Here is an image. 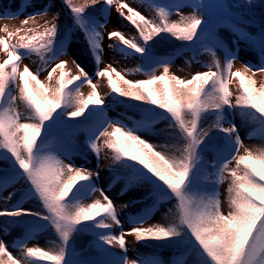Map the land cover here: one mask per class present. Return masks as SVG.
Segmentation results:
<instances>
[{
	"label": "snow or ice",
	"instance_id": "1",
	"mask_svg": "<svg viewBox=\"0 0 264 264\" xmlns=\"http://www.w3.org/2000/svg\"><path fill=\"white\" fill-rule=\"evenodd\" d=\"M147 2L149 6L158 8L159 23L147 19L121 0H84L82 4L64 0L74 24L84 32L96 65L95 77H107L112 93L142 101L150 106L144 111L154 113L159 119H168L169 127L180 141L175 148L178 155L157 151L156 146L147 142L134 129L120 121L104 118V100L98 95L93 76L75 60L72 62L79 74L72 76L65 71L68 61L60 57L67 55V52L64 40L59 39L58 42V14L45 22L43 31L27 28L23 30L24 35H20L22 29L9 31L6 25L0 28V31L7 34L6 37H0V50L7 55V59L0 63V159L7 161L10 171L15 173L6 183L0 184V190L22 179L28 182L30 193L42 202L47 213L41 214L12 205L0 210V217L11 218L5 220L6 227L20 223L18 218L22 216L35 217L44 221L46 226L50 225L60 240L55 248L49 250L26 247L25 241L21 240L16 245L21 253L19 259L0 240V264H37L44 260L51 264H68L70 238L82 230V226L96 232L94 244L100 256L84 260L81 264H139L128 260L125 236H134L137 242L186 241L198 257L196 264H264V147H246L236 125L229 123L228 127H224L222 116L227 108L238 110L254 120L261 118V122H264V83L257 87L256 81L252 79L257 73H264V29L260 31L258 39H251L243 29L232 24L236 37L232 43L236 51L227 50L224 63L221 64L213 51V48L223 46L216 34L215 22L219 17H225L226 22L231 23L229 6L222 0L208 3L204 0H179L167 11L165 7L153 5L152 0ZM184 3H190L196 11L189 17L181 18L183 26L169 23L171 10L178 12ZM245 3L251 6L252 0H245ZM98 4L103 7L96 9ZM113 5L119 17L131 24L139 37L129 39L120 31H112L108 33V39L118 38L119 45L110 44L109 47L126 57L139 54L143 67L136 71L143 70L147 79L132 82L125 79L126 73L118 72L112 65L104 69L99 67L103 53L102 30L107 21L96 20L86 9L92 7L95 11L108 13ZM205 11L210 12L208 22L200 14ZM45 15L46 10L34 12L22 24L28 25L30 20L35 22L37 16ZM4 18L14 19L16 13L0 17ZM162 33L170 34L180 41H195L197 44L206 41L210 44L211 47H206V51L212 55L213 62L206 66L208 70L198 72L188 80L170 75V58L156 57L151 50L150 42ZM13 38H16V43H11ZM239 41L248 42L250 48L258 50L260 62L255 65L243 63L242 70L232 71L234 61L239 58ZM32 54L39 57L41 68L34 74L25 65L23 71H20L19 63ZM57 60L59 63L51 67L47 76L52 81L53 74L57 69L60 70V78L56 81L58 87L52 89L41 83L38 76ZM9 68L10 71L7 70ZM160 68L163 72L157 76L155 73ZM113 74L117 81L128 86L127 90L117 86V82L112 79ZM234 79L239 81V94L235 97V103L232 102L233 93L229 88ZM17 81L19 97L13 94L12 88ZM161 82L162 88L152 87ZM85 84L92 89L87 98L80 92ZM46 93H50V99ZM17 99L23 103L25 113L17 111ZM58 109H61L60 113L53 120ZM209 115L215 117L210 128L214 126L224 133L226 142V147L217 150L216 158L211 163L202 161L198 151L208 135V131L201 128V122ZM81 116L83 120L68 122ZM22 118L30 122L21 123ZM57 126L68 130L69 137L83 129L87 134L88 149L96 155L97 166L101 154L98 141L104 138L103 147L111 152V160L117 166H110V171L134 170L152 185L155 197H174V222L166 226L144 228L142 225L149 214L146 211L138 218H131L130 223L134 226L125 232L113 200L104 188L93 183V176L99 179V171L66 164L61 156L70 159V154L64 147L56 151V154L47 149L48 137ZM109 128L114 130L109 132ZM117 134L119 138L113 139ZM40 137L43 139L38 141ZM241 149L244 150L243 155L240 154ZM233 164L234 167L231 166ZM209 168L212 171H208ZM201 172L203 179L216 187L229 180L227 214L221 209L218 191L211 196L188 191L190 177L195 178ZM95 192H99L103 200L96 199L85 205L83 201ZM13 195L9 193L7 200L10 201ZM113 226L120 229L118 235L113 233ZM117 246L124 255L117 256L110 250ZM149 264L160 262L153 260Z\"/></svg>",
	"mask_w": 264,
	"mask_h": 264
},
{
	"label": "rangeland",
	"instance_id": "2",
	"mask_svg": "<svg viewBox=\"0 0 264 264\" xmlns=\"http://www.w3.org/2000/svg\"><path fill=\"white\" fill-rule=\"evenodd\" d=\"M217 1V0H214ZM84 0H74V3L82 4ZM123 3L129 4V6L133 7L141 14L146 16L147 19L153 20L156 23L160 22L159 18V10L155 6H149L147 0H121ZM179 1H175L177 3ZM206 2H212V0H206ZM229 5L232 9L235 8L237 11H247L249 16L251 14H256L257 18L262 17L261 12L264 10V0H259L258 4L255 7H249V5H237L235 4V0H222ZM173 3V4H175ZM153 5H158L156 3H152ZM171 4V5H173ZM170 5V6H171ZM100 4L96 5V9H99ZM160 6V5H159ZM169 7H165L166 11L170 9ZM162 7V6H161ZM92 7L87 8V10H93ZM47 11V15L45 16H37L35 22L29 21L28 25H23L22 21L33 14L34 12L40 11ZM64 4L61 0H0V17L10 15L11 13H16V18L9 19L4 18L0 19V28H3L5 25L8 27L9 31H16L17 29H22L20 35H24V31L27 28H38L39 31H43V25L46 21H50L54 15L58 14V20L56 21L60 28V36L62 35L63 30L70 24L69 20L65 16ZM196 10L193 9L190 3H184L183 6L179 8V11L171 10V14L168 16L169 23H182V17H189L191 16ZM98 12V11H97ZM204 16V19H209V11H205L204 13H200ZM100 22L107 21L105 28L102 30L104 33V39L102 40V62L99 65L100 69L106 68L108 65H112L118 72L126 73L125 79L136 82L140 80L147 79V75L143 70L136 71L137 68L143 67V62L139 57V54H133L129 56L122 55L119 51H116L114 48L109 47L110 44L112 45H119L118 38H113L112 40L108 39V33L112 31H120L122 32L126 38L131 39L132 37H139V33L136 29L129 24L127 21L122 20L118 13L116 12V6L113 5L110 9V14L107 19L100 18L97 19ZM263 23V20L260 23ZM232 24H235L236 27L243 29L246 33L249 34L251 39H256L258 37V29L256 25H249V24H236V22L231 19V23L227 25L226 23H220L217 28V32L219 35L223 37L221 40L223 42V46L213 48V51L216 54V57L220 60L221 64L224 63L225 60V52L227 50L236 51L235 46L233 45L232 41L236 38L235 34L232 30ZM79 34L73 33L72 36L69 38L68 42L66 43V52L67 55L60 57L62 60H67L68 63L65 67V71L69 72L70 75L75 76L78 75V71L76 69L75 64L72 62L73 60L76 63H79L81 67L85 69L86 72L90 76H93V83L97 87L98 95L104 100V104L106 105V109L104 111L105 118L108 121H120L123 125L127 126L130 129H134L138 135L144 138L150 144L156 146L157 151H165L168 155H172L175 153L176 144L172 143V134L171 129L166 128L163 124H160L158 127H151V126H138V121L133 113H130L128 110L123 111L120 107H107L109 106L110 99L106 96L108 94V86L107 77L104 78H96V65L95 61L91 56V52L87 46L86 38L83 31H79ZM28 35H31L29 33ZM7 34L3 31H0V37H6ZM163 36V38H161ZM156 38L155 40L151 41V50L156 49L157 45H161V49L163 52L156 51V57L162 58H170L171 65L169 68V74L175 75L180 79L188 80L191 79L193 75L198 72L207 71V65L213 62L212 55L210 52L206 51V47H211L206 41L199 44L196 50L188 48L189 50H184L182 53H174L175 51H167L172 49L173 47L171 44L167 42L164 38V34ZM156 37V36H155ZM154 37V38H155ZM227 40V43H225ZM16 38L11 40V43H16ZM187 42V41H186ZM167 51V52H164ZM258 50H253L249 47L248 42L239 41V50H238V59L234 61L232 71L242 70L243 63H251V64H258L260 62V58L257 56ZM173 53V54H169ZM0 59L1 61L7 59V55L0 50ZM55 63H59V60L55 61L53 64L47 67V70L41 71L39 73V80L42 81L46 85L51 84L55 81L57 76L60 74V70L57 69V72L53 74V80L49 81L47 79L48 71H51V67L55 66ZM25 65L29 67V69L35 74L38 68H41V61L39 57L35 54L25 57L19 63V70L23 71ZM163 72V69L160 68L156 71V75L159 76ZM115 74H113L114 76ZM251 75V74H249ZM112 76V77H113ZM256 81L257 87L260 86L261 83H264V73H257L255 76L252 77ZM230 91L234 95L239 93V81L238 79H234L231 84L229 85ZM19 90H17L15 95L19 97ZM92 89L88 85H84L80 88L81 94L87 95L91 93ZM15 107L18 112L25 113V108L23 103L17 99ZM27 122L25 119H21V122ZM226 127L229 126V123L236 125L237 129L239 130L240 137L244 143V145L251 149H257L260 147H264V141L262 136H259V132H254L252 128L241 121L238 118H232L229 116L226 117ZM114 129L109 128L108 131L112 132ZM174 131V130H172ZM175 132V131H174ZM215 137V136H214ZM82 141H86V143L82 142V146H87V134H84V139L81 138ZM212 138H209L205 141L206 146L208 148L205 149L203 156L209 157L211 160H215L217 155V150L213 149L209 142ZM99 145L101 146V154H100V162L97 166V160L95 153L91 152V154L81 155L78 152H75L74 148H71L69 144L63 141L61 138H56L50 142L47 149L51 150L52 154H56L61 147H64L68 150L70 154V159L64 156H61V159H64V162L75 164L76 167H84L87 169H91L93 172L99 171L100 176L99 179H96L93 176V183L100 188H104L108 195L114 202V205L117 209L119 214V218L124 225V231H130L131 228L134 226L130 223L131 218H138L140 215L137 214L138 210L141 207V203L145 202L147 194L142 188L141 184L133 183L132 185H125L121 181L116 182L112 177H109L107 173L108 168L111 165L109 162V155L111 152L103 147L104 138H101L98 141ZM163 146V147H161ZM89 150V149H88ZM176 154V153H175ZM240 154H244V150H240ZM177 155V154H176ZM3 162V161H2ZM7 161H5L6 163ZM7 167L10 166L6 164ZM234 167L235 165H231ZM7 167H2L1 171H9ZM9 178H2L0 177V184L6 183L15 173H11ZM139 184V185H138ZM25 183L23 180H17L16 182L8 185L3 190H0V210H3L6 206L11 207L12 205H18L24 209L33 212H40L42 213V208L40 204L29 194L23 195V199L21 197H17V192H21L20 188L24 186ZM229 185V180H225L223 183L217 186L220 189V200H221V208L222 211L227 214L229 208L226 200V196L228 194L227 188ZM9 193H14L12 199L9 201L7 200V196ZM100 199L103 200V197L100 195L99 192L93 193L88 199H85L83 203L85 205L92 203L94 200ZM41 203V202H40ZM127 205V207H124ZM176 200L173 197L172 200L170 199L167 202L158 203L154 206L152 212L148 214V218L144 221L143 227H152L154 225H162L169 223L171 218L173 217V213L175 211ZM5 217H0V240H2L8 250L12 253V255L16 258H20L21 253L20 250L16 247V245L21 241H25L26 247H39L42 250H49L53 247H56L58 244L57 240L59 237L55 233L54 229H50L48 227H44L42 229H38V231H33L32 229H24L17 226L12 225L11 227L5 226ZM113 233L119 234L120 229L116 226L112 228ZM96 239V232L94 231H79L71 237V242L69 245L74 247L83 248L88 246L89 244H94V240ZM126 246H127V258L130 261H137L141 264H149L144 258V252L141 246L138 245V242L135 240L134 236H125ZM71 243V244H70ZM119 248V247H117ZM70 249V247H69ZM124 255L121 249L118 251V255ZM160 264H188L189 258L186 260H178L174 263L171 260V254L169 252H165L163 258L159 260Z\"/></svg>",
	"mask_w": 264,
	"mask_h": 264
},
{
	"label": "trees",
	"instance_id": "3",
	"mask_svg": "<svg viewBox=\"0 0 264 264\" xmlns=\"http://www.w3.org/2000/svg\"><path fill=\"white\" fill-rule=\"evenodd\" d=\"M214 2H217V1H214ZM258 2H259V0H252V4L249 7H255L258 4ZM223 3L226 4L225 2H223ZM235 4H237L239 6H241V5L247 6V4L245 3V0H235ZM226 5L229 6L228 4H226ZM229 12L231 13L232 17L245 18L248 21H251V22L253 21L254 24L258 25L261 29H264V10H263V12H261L262 17H259V18H257V16H256L257 12H255L256 14H251L249 16V14H247V11L239 12V11H237V9H234V8L232 9L231 7H229ZM261 20H263V23L262 22L260 23ZM177 24H180L181 26H183L182 23H177ZM163 34H164L165 40H167V42L169 44H171L172 47H177V45H180V44H183V43L186 42V41L177 40L174 37H172L170 34L162 33L161 35H163ZM158 37L159 36H156L155 38H153V40H155ZM156 50L157 51L162 50L160 44L157 45ZM169 50H171V49H169ZM0 63H2V62L0 61ZM7 70L10 71V68L7 69ZM59 78H60V75L57 76L55 81L52 82L51 84H49V85H46L44 83L43 84L46 87H50V88L54 89V88L58 87V85L56 84V81ZM113 81L117 82V86L118 87H120V88H122L124 90H127L128 86L123 84L122 81H117V78H114ZM18 85H19V82L17 81V83L12 86L13 94H14V91L16 89V86L18 87V90H19V86ZM152 87H154V88H162L163 87V82L158 83L157 85H153ZM46 95L48 96L49 99L51 98L50 93H46ZM114 96H115V99H113ZM84 97L87 98V96H84ZM108 97L112 99V101L110 102V105L112 107L117 106V107H120L124 111H126V110L131 111V112L135 113L136 115H138L143 120L158 118L157 115H155L154 113H150V112L144 111L145 108L150 107V106L149 105H145L142 101H135V100H132L131 98H128V97H120V96H118V94L112 93L110 88H109ZM235 97H236V95L234 97L232 95V99H233L232 102L233 103H235ZM57 111L58 112L54 113V115H53V120H55L56 116L59 115L60 110L58 109ZM157 111L159 112L161 110L157 109ZM230 113L236 115L237 118L241 121V123L249 125L252 129H257V127H259V128L262 127V131L260 133H262L261 136H262V139L264 141V122H261V118L257 117L254 120L251 116H249L247 114H244V113H241L238 110H231V109H227L226 108L224 110V112L222 113L223 120H224V123H223L224 127L227 126L225 124L226 123L225 120H226V117L228 116V114H230ZM85 115H87V110L85 112ZM165 115H167V114H165ZM65 119H67V117H65ZM83 119H84V117L81 116V117L69 120L68 122L69 123H76V122H78L80 120H83ZM214 120H215V117L209 115L206 119H204L201 122V128L203 130H207L208 131V135L204 138V140L207 141L209 138H212L211 141L218 140V143L221 144V146L225 147L226 146V142H225V139H224V133L220 132L214 126L210 128V125H213ZM163 121H164V123H162V124L166 128L171 129L169 127V120L166 119V120H163ZM27 122H30V121H27ZM27 122L25 121V122H21V123H27ZM51 122L52 121H49L48 123H51ZM65 130L66 129L64 127L57 126L56 128L53 129L52 135L49 136L48 139L51 140L50 138H53V134L56 133V132H58L57 134H59L61 136L63 135L65 138H67L68 137V133ZM172 130L173 129H171V134H172V137H173L172 138V143H174L176 145H179L180 141L177 139L176 133L174 131H172ZM79 131H83V129H81ZM21 135H22V133H21ZM117 138H119V134H117V137H114L113 139H117ZM39 139H43V137L38 138V141H39ZM205 141H204V143H205ZM203 144L201 145L202 147L205 146ZM176 154L178 155V153H176ZM200 155H201L202 161H207L209 163L212 162L209 157L203 156L201 153H200ZM241 155H243V154H241ZM109 162H110V164H111L110 166L112 168H116L117 167L115 164H113V162L111 160V154L109 155ZM110 166H109L108 172H107V173H109L108 174L109 177H112L117 182H118V180L119 181H123L124 178H129V177L138 178L137 180H138V183L141 184V188L146 193H148L147 197H146V200H145V202L148 201L146 204H150V201H153L152 197L154 195H153L152 185L148 181L143 180L140 177L139 173H137L134 170H125V169H117L116 170L117 172L113 173V171H110ZM207 170L208 171H212V169H210V168L207 169ZM0 173H3L1 171V169H0ZM66 179H67V176H65V180ZM201 182L206 184V187L204 189H201V187H200ZM211 184L212 183H210L209 181H205L203 179V172H201L195 178L190 177L189 188H193V187H195V185H197L198 190H200L199 195L211 196V195H213L216 192V190L213 189ZM26 187H27V189H30V185L28 183H27ZM217 191L219 192L218 189H217ZM25 192H26V190H25ZM226 200H227V204H228V194L226 196ZM40 206L42 208V213L41 214H47L46 210L44 209V207L42 205V203H41ZM5 219L7 220V219H11V218H6L5 217ZM18 219H20L21 222L17 223V225H20V226L33 225V224H34V226H39L38 225L39 223H44V221H42V220H38L35 217H29V216H22V217H20ZM174 219L175 218H171V221L169 223L174 222ZM169 223H167L166 225H168ZM166 225H164V226H166ZM82 228H84V227L82 226ZM83 230H85V229H82L80 231H83ZM77 232H79V231H77ZM57 242H58V244L60 243L59 240H57ZM138 243H139V246L142 247L144 253H146L147 255H153V256L154 255H161V254L164 255L165 252L170 250V249H173L175 252L177 251L178 253L182 254V253H186L187 250L190 247V245L186 241L182 242L181 240H178L176 242L145 240V241H140ZM70 246H71V249H70L71 251L67 252L68 264H74L75 262H78V261L81 262L82 259L86 260L87 258H89L90 255H100L98 249L95 247V244H89L88 246H85L83 248H80V247H78V248L74 247L73 248L72 245H70ZM53 248H55V247H53ZM112 249H116V248L115 247H111L110 250H112ZM188 256L190 257L189 264H196V261H197L198 257L195 255V253L193 251H191ZM5 259H6V257H5ZM37 264H51V262H48V261L44 260V261H38Z\"/></svg>",
	"mask_w": 264,
	"mask_h": 264
}]
</instances>
